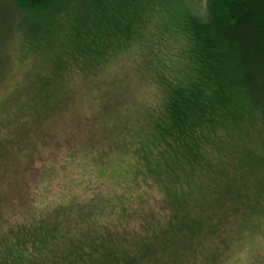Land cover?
I'll list each match as a JSON object with an SVG mask.
<instances>
[{
    "label": "trees",
    "instance_id": "1",
    "mask_svg": "<svg viewBox=\"0 0 264 264\" xmlns=\"http://www.w3.org/2000/svg\"><path fill=\"white\" fill-rule=\"evenodd\" d=\"M178 1L13 0L28 46L39 30L68 16L66 35L54 38L65 42L51 61L55 72L120 54L152 40L155 30L182 42L176 62L154 77L163 97L134 150L133 187H145L135 192L139 210L110 199L101 212L141 213L137 228L126 221L105 237L97 217L64 228L57 220L66 211L56 208V220L41 223L31 244L50 256L46 264H223L232 248L220 251L228 233H252L236 195L242 184L264 182V0H209L206 18ZM155 190L164 196L162 222L141 207ZM6 260L0 264H17Z\"/></svg>",
    "mask_w": 264,
    "mask_h": 264
},
{
    "label": "rangeland",
    "instance_id": "2",
    "mask_svg": "<svg viewBox=\"0 0 264 264\" xmlns=\"http://www.w3.org/2000/svg\"><path fill=\"white\" fill-rule=\"evenodd\" d=\"M178 2L195 16L208 15L209 0ZM20 14L13 0H0V261L8 256L17 264H46L50 256L31 244L42 233L41 223L47 227L56 220V208L66 211L57 220L64 228L81 227L94 217L105 223V237L126 221L137 228L141 213L125 215L106 207L101 212L110 199L115 206L124 202L139 210L135 192L145 187H133L134 150L148 113L160 107L163 97L154 77L176 62L172 55L182 53V42L155 30L152 40L120 54L55 72L51 61L65 42L54 38L66 35L68 16L63 14L48 32L39 30L28 46ZM55 75L59 79L45 86L42 81ZM34 98L52 105L39 107ZM253 182L242 184L236 195L243 196L239 203L254 223L252 233H228L220 251L232 248L223 264H264V182ZM145 198L143 210L163 219L164 196L155 190Z\"/></svg>",
    "mask_w": 264,
    "mask_h": 264
}]
</instances>
